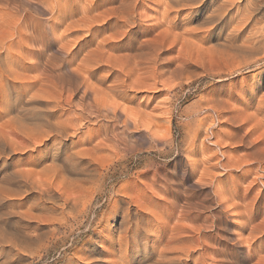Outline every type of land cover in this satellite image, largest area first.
I'll return each mask as SVG.
<instances>
[{
    "label": "rangeland",
    "instance_id": "374dc122",
    "mask_svg": "<svg viewBox=\"0 0 264 264\" xmlns=\"http://www.w3.org/2000/svg\"><path fill=\"white\" fill-rule=\"evenodd\" d=\"M0 264H264V0H0Z\"/></svg>",
    "mask_w": 264,
    "mask_h": 264
},
{
    "label": "bare ground",
    "instance_id": "6f19581e",
    "mask_svg": "<svg viewBox=\"0 0 264 264\" xmlns=\"http://www.w3.org/2000/svg\"><path fill=\"white\" fill-rule=\"evenodd\" d=\"M262 6V5H261ZM200 9V8H199ZM174 26V25H173ZM88 202V201H87ZM84 205V204H83ZM78 209V208H77ZM86 212V211H85ZM71 217V216H70ZM67 225V224H66ZM161 251V250H160Z\"/></svg>",
    "mask_w": 264,
    "mask_h": 264
}]
</instances>
